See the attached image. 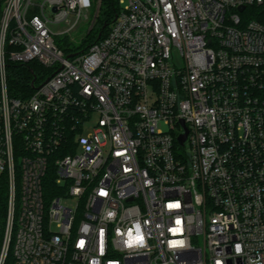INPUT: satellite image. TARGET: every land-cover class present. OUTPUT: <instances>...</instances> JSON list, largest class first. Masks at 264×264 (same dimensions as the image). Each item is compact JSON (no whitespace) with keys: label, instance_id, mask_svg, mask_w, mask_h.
I'll use <instances>...</instances> for the list:
<instances>
[{"label":"built area","instance_id":"2783aa9c","mask_svg":"<svg viewBox=\"0 0 264 264\" xmlns=\"http://www.w3.org/2000/svg\"><path fill=\"white\" fill-rule=\"evenodd\" d=\"M115 1L71 57L92 0L6 3L0 264H264V0Z\"/></svg>","mask_w":264,"mask_h":264},{"label":"trees","instance_id":"16d2710c","mask_svg":"<svg viewBox=\"0 0 264 264\" xmlns=\"http://www.w3.org/2000/svg\"><path fill=\"white\" fill-rule=\"evenodd\" d=\"M7 0H0V23L2 20L4 8ZM36 10L30 12V17L36 14ZM117 15V5L115 0H101L99 15L96 19L94 28L87 34L83 44L78 48H73V42L67 37L56 41V44L65 52L66 56L73 54L85 53L90 46L98 41V35L103 33V37L107 34L111 24L114 22ZM105 27V29H104ZM11 50V48H8ZM42 69H39L35 63L26 65L11 63L9 66L10 90L15 97L22 95L30 90V83L33 79L41 74ZM8 203V184L5 177L0 181V223L6 218ZM11 259L8 261V263Z\"/></svg>","mask_w":264,"mask_h":264},{"label":"rangeland","instance_id":"374dc122","mask_svg":"<svg viewBox=\"0 0 264 264\" xmlns=\"http://www.w3.org/2000/svg\"><path fill=\"white\" fill-rule=\"evenodd\" d=\"M35 2L41 4L43 2V0H35ZM100 7H101V0H92V8L89 10L88 13H86L88 15V19L87 20L85 18L82 19V21L79 23L77 28L73 32H70L69 34H66L63 36L60 35L61 32L66 31V29L69 28L68 26H66V24H64V23H61V24L52 23V24H50V30L53 33L54 39L56 41H59L62 38H65L64 36H67L73 42V48L80 47L83 44V41L85 40V37L87 36V34L90 32L92 25L94 24V26H95V24H96L95 17L97 14L99 15ZM46 14H47L48 18H50V19L53 18L52 14H51V10L47 9ZM73 22H75V21H73ZM0 25H1V23H0ZM94 26H93V28H94ZM176 61H177V64H179V66L182 65L179 56H177ZM67 204L68 205H74V201H69V202H67Z\"/></svg>","mask_w":264,"mask_h":264},{"label":"water","instance_id":"95a60500","mask_svg":"<svg viewBox=\"0 0 264 264\" xmlns=\"http://www.w3.org/2000/svg\"><path fill=\"white\" fill-rule=\"evenodd\" d=\"M241 10H243V9H241ZM104 29H105V27H104ZM101 36H102V33L99 34L98 39H100ZM70 57H71V56H70ZM186 136H187V135H184V136H181V137H180V144H181V145L184 144V142H185V140H186Z\"/></svg>","mask_w":264,"mask_h":264},{"label":"snow or ice","instance_id":"6c2138e0","mask_svg":"<svg viewBox=\"0 0 264 264\" xmlns=\"http://www.w3.org/2000/svg\"><path fill=\"white\" fill-rule=\"evenodd\" d=\"M170 207H178V205H170Z\"/></svg>","mask_w":264,"mask_h":264},{"label":"clouds","instance_id":"9594fccd","mask_svg":"<svg viewBox=\"0 0 264 264\" xmlns=\"http://www.w3.org/2000/svg\"><path fill=\"white\" fill-rule=\"evenodd\" d=\"M237 251H239V246H237Z\"/></svg>","mask_w":264,"mask_h":264}]
</instances>
